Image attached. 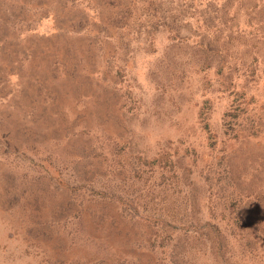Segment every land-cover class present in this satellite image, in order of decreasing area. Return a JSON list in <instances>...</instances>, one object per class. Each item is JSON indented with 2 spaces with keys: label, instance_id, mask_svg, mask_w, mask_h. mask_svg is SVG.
<instances>
[{
  "label": "rangeland",
  "instance_id": "obj_1",
  "mask_svg": "<svg viewBox=\"0 0 264 264\" xmlns=\"http://www.w3.org/2000/svg\"><path fill=\"white\" fill-rule=\"evenodd\" d=\"M0 264H264V0H0Z\"/></svg>",
  "mask_w": 264,
  "mask_h": 264
}]
</instances>
